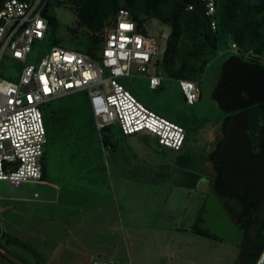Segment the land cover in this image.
Segmentation results:
<instances>
[{"label": "rangeland", "instance_id": "374dc122", "mask_svg": "<svg viewBox=\"0 0 264 264\" xmlns=\"http://www.w3.org/2000/svg\"><path fill=\"white\" fill-rule=\"evenodd\" d=\"M45 1V11L58 18V28L36 40L25 60L6 52L0 60V76L17 80L26 64H37L52 46L80 49L81 38H70L67 30L77 23L76 12L55 0ZM153 32L157 34V29ZM223 37L197 79L200 98L192 104L186 102L177 78L161 74L162 84L151 88L154 67L146 73L133 67L130 75L120 77L144 104L185 128L182 154L191 157V166L179 168L171 150L160 153L154 137H145L142 131L123 136L117 124L99 131L87 90L42 105L49 127L45 178L28 180L21 187L0 180V246L6 249L0 252V264L61 263L53 244L54 234L62 229L48 220L65 214L75 215L72 228L81 243L102 251L92 253L93 260H104L112 253L117 260H130L128 264L238 263V246L194 230L206 193L184 182L186 171H199L200 176L209 171V153L223 135L226 112L217 103L214 88L224 63L235 55L231 41ZM57 107L63 112L53 114L52 108ZM251 115V123L256 122L258 115ZM40 233L48 238L40 239ZM79 258V264H92L82 254Z\"/></svg>", "mask_w": 264, "mask_h": 264}, {"label": "built area", "instance_id": "2783aa9c", "mask_svg": "<svg viewBox=\"0 0 264 264\" xmlns=\"http://www.w3.org/2000/svg\"><path fill=\"white\" fill-rule=\"evenodd\" d=\"M42 0H4L0 5V60L7 53L25 60L36 40H42L47 19ZM191 0H183L192 9ZM204 3L210 25L217 27V0ZM233 52L237 46L231 42ZM160 50L158 40L137 30L136 22L120 8L114 24L106 29L100 53L52 46L40 61L26 64L17 80L0 76V180L21 187L42 175L41 158L47 134L42 105L61 95L87 90L97 129L117 124L126 135L152 134L158 144L173 150L185 140V128L144 104L120 77L133 67L146 73ZM264 63V54L255 55ZM161 68L149 76L156 89L162 83ZM188 104L199 99L197 81L180 79ZM97 87V88H96ZM33 195H37L36 192ZM92 264H114L112 259H95Z\"/></svg>", "mask_w": 264, "mask_h": 264}, {"label": "trees", "instance_id": "16d2710c", "mask_svg": "<svg viewBox=\"0 0 264 264\" xmlns=\"http://www.w3.org/2000/svg\"><path fill=\"white\" fill-rule=\"evenodd\" d=\"M2 1L4 0H0V5ZM55 2L57 5H64L76 12L77 23L74 27L73 25L67 27L70 33L68 36L72 39L81 38L80 43L82 45L78 50L90 53L93 56H96L103 46L105 31L114 24L118 10L125 8L136 22L139 32L148 36L154 35L153 37L158 40L160 50L153 57L149 67H154V70L156 67H160L161 73L167 77L197 81L198 77L204 72L209 60L217 52L221 35L224 36L225 41L234 42L237 46V53L228 59L225 64L238 57L255 67L262 66L255 55L261 56L264 54V0H217L216 29L211 27L210 17L206 14L204 3L200 0L190 1L193 4L192 9H187L183 0H55ZM46 4L47 1L42 7V15L47 19L45 36L49 31H54L59 26L58 18L47 14L45 11ZM156 29L157 34H154L153 30ZM160 30H167V33H161ZM159 32L160 34H158ZM245 57L249 60H243ZM218 86L215 85L214 92ZM240 93L243 97H247L245 90H241ZM219 106L226 112L221 123V130L224 132L231 111L221 104ZM258 110L262 111L257 103L248 107V126L253 129H256L258 125L256 122L251 123V114L258 115ZM51 112L53 114L62 113L63 108H52ZM51 112L49 113L51 114ZM53 114H51V119H53ZM44 116L48 117L47 111H43ZM109 127L107 125L103 128L109 129ZM45 128L47 134L49 127L46 124ZM121 133L123 136H127L122 131ZM142 135L148 138L154 137L147 132ZM154 141L160 153H165L167 149L171 150L172 160L179 168H185L187 165L191 166V157L187 153L182 154L184 142L179 149L173 150L166 149V147L158 144L155 137ZM220 145L218 143L216 151H218ZM44 158L45 153L43 151L41 178L45 170ZM222 169L216 170L210 190L217 195L234 222L238 226L247 228L251 222V209H255L256 206L252 202L250 203L247 197H242L225 186ZM185 174L187 177V180L184 181L185 185L188 188L197 187V182L201 178L200 172L189 170ZM205 197L201 203H205ZM262 201L264 203V198ZM237 210H239V213L235 217L234 214ZM203 211L204 207H202L200 213ZM259 216H263L261 224L256 230L255 236L249 242L250 253L245 264H256L264 250V210ZM201 221L202 219L199 216L194 225V230L205 236L217 238L215 235L210 234L208 230H202L199 227Z\"/></svg>", "mask_w": 264, "mask_h": 264}, {"label": "water", "instance_id": "95a60500", "mask_svg": "<svg viewBox=\"0 0 264 264\" xmlns=\"http://www.w3.org/2000/svg\"><path fill=\"white\" fill-rule=\"evenodd\" d=\"M241 90L247 92V97L241 95ZM214 97L224 108L235 111L225 124L214 160L223 163L225 186L241 196L248 190L249 202L256 203L264 197V156L252 152L246 129L248 107L264 101V67H255L238 57L233 58L229 64L223 65L219 88L214 92ZM196 186L201 191H207L208 181L200 179ZM200 217L202 221L199 226L202 230H208L226 243L241 245L244 228L234 222L214 192L208 191ZM249 253V246L243 245L237 264H245ZM256 264H264V250Z\"/></svg>", "mask_w": 264, "mask_h": 264}, {"label": "crops", "instance_id": "0c3cea01", "mask_svg": "<svg viewBox=\"0 0 264 264\" xmlns=\"http://www.w3.org/2000/svg\"><path fill=\"white\" fill-rule=\"evenodd\" d=\"M44 178H45V170H44L43 177L40 179H44ZM36 196H38V194ZM204 204L205 203H200V206L198 208V215L196 216V221L198 217L201 215L200 212L202 210V207H204ZM74 216L75 215L73 214L72 216L65 214V215L59 216V218L56 220H48V223H53L54 225H57L59 229H62V231H58L54 234V235H57V238L55 239V242L53 244L54 256L57 259L58 257L61 258V263L59 264H79L81 262V259L79 258L80 254H82L83 259L86 260L87 258V261L88 260L90 261L93 257L92 253H95V255L97 254L100 255V253H102V251L98 250L97 248L91 249L87 245L81 243L78 236L73 232L72 224L75 225L77 223L76 217ZM38 237L40 239L48 238V236L44 233L43 234L40 233V235L38 234ZM5 251L6 249L0 246V252L4 253ZM107 255L108 256H106L107 257L106 259L107 260L112 259L114 261V264H128V261H130V260L126 261L124 259L117 260L116 257H113L112 253H109ZM84 264H87V263L85 262ZM129 264L131 263L129 262Z\"/></svg>", "mask_w": 264, "mask_h": 264}, {"label": "flooded vegetation", "instance_id": "af4514ba", "mask_svg": "<svg viewBox=\"0 0 264 264\" xmlns=\"http://www.w3.org/2000/svg\"><path fill=\"white\" fill-rule=\"evenodd\" d=\"M229 63L230 62H228L227 64H229ZM261 67H264V63L262 64ZM221 76H222V70H221V73L219 74V77H218V80H217V83H216L217 86L219 85V82L221 80ZM218 88H219V86H218ZM257 104L259 105V108L262 109V111L258 110L259 114H258L257 121H256L258 127L256 129H253L251 126H247L246 131H247V133H248V135L250 137V140H251V149H252V152L255 153V154L264 156V108H263L264 101L259 102ZM233 112H235V111H231V114ZM250 131H252L253 133H250ZM222 137H223V135L221 136L220 139L217 140V142L215 143V146L213 147L214 149H212L210 151V153H209L208 160H207V161H210V164H211L210 167H209V171L206 174H202L201 175V178H200V179H204V180H207L208 181V190L205 191L206 193H208V191H211L210 190V187H211L212 181L214 180V177L216 175V170L223 168V163L222 162H218V161H215L214 160V156L218 152V151H216L217 145H218V143L221 144ZM215 151H216V153H214ZM200 185L202 187H204V184L201 183ZM231 190H233V189H231ZM206 196H207V194H206ZM242 197H247V200L249 201V191L246 190L245 191V194ZM263 198H261L260 200H258L256 203H252V204H255L256 208L255 209H253V208L251 209V213H252V217L250 219L251 222L249 223V225L247 226V228L241 227L239 225L240 228H244V235H243V238H242V242H241V245L238 246L239 247V250H240L239 252H241L243 245H248L249 246V251H250V244H249V242L255 236L256 230L260 227L261 219L263 217V216H259L260 213H262L263 210H264V203H262L263 202L262 201ZM205 199H206V197H205Z\"/></svg>", "mask_w": 264, "mask_h": 264}]
</instances>
